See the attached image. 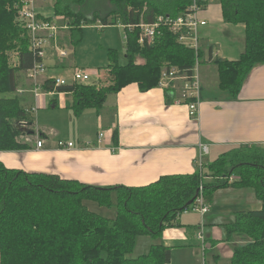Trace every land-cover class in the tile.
Returning <instances> with one entry per match:
<instances>
[{"label": "trees", "instance_id": "16d2710c", "mask_svg": "<svg viewBox=\"0 0 264 264\" xmlns=\"http://www.w3.org/2000/svg\"><path fill=\"white\" fill-rule=\"evenodd\" d=\"M108 1L110 7L105 13L85 12L83 6L89 0H56L54 15L37 12L46 20L64 17L57 18V23L68 22L69 33L64 38L76 46L83 39L84 25L90 22L99 20L102 30L118 22H151L160 14H184L192 4V0ZM209 1L200 0L199 5L206 8ZM215 1L222 5L226 22L245 24L246 43L241 57L214 61L218 65L219 87L236 97L253 68L264 64V0ZM26 3L27 0H0V150L25 147L18 141L22 134L41 137L31 128L34 121L29 113L33 111L23 108L19 97L12 95L20 86L18 72H27L39 60L19 17ZM138 34L128 33L126 63H119L117 49L109 50L108 67L105 72L99 70L102 85L76 83L57 87L56 91L72 93L75 113L89 107L100 108L109 93L118 92L131 82H137L142 91L157 87L165 63L181 70L191 69L197 57L201 61L205 56L202 48L197 54L179 43L178 35L166 27L159 29L154 45H140ZM13 51L19 57L16 66L9 56ZM207 55L209 60L213 58L212 46ZM44 88L53 89L49 80ZM165 93L168 102L173 103V92L166 89ZM21 121L30 122V128L21 124L18 128L16 123ZM232 153L235 157L228 161L226 154ZM231 175L236 177L232 184L209 179ZM201 185L208 204L214 192L226 186L251 188L263 203L261 209L235 213L236 220L227 226V234L236 235L241 241L229 261L223 262L214 255L212 264H264V148L258 145H241L193 174L166 175L143 186L88 185L56 174L8 168L0 160V264H168L172 248L164 244H153L146 253L133 257L136 239L139 235L158 238L166 227L175 225L195 202ZM85 201L112 207L115 217L92 211Z\"/></svg>", "mask_w": 264, "mask_h": 264}, {"label": "crops", "instance_id": "0c3cea01", "mask_svg": "<svg viewBox=\"0 0 264 264\" xmlns=\"http://www.w3.org/2000/svg\"><path fill=\"white\" fill-rule=\"evenodd\" d=\"M41 1L44 2L37 1L36 10L45 16L54 15L56 0H50L49 4L48 0ZM105 3L108 10L110 3ZM198 15L207 21L201 28V45L206 57L200 61L203 100L199 105L198 118L190 116L186 104L169 103L164 89L157 86L142 91L137 82L109 93L100 108L89 107L79 114L72 107L73 95L70 91L46 93L47 90L39 97V110L46 112L42 116L44 119L57 116L59 124L41 123V115L37 120L36 111L30 112L29 116L34 121L31 128L45 139L43 147L36 145L38 134H22L18 141L25 147L0 150V160L8 168L56 174L63 179L88 185L143 186L166 175L193 174L221 154L241 145L264 148V64L253 68L236 97L217 89L218 65L214 61L216 58L233 61L241 57L246 43L245 24L226 22L222 5L215 0H210ZM55 18L64 19L62 16ZM60 23L65 22L61 20ZM68 33V29H62L61 44L69 42L68 38H64ZM71 45L68 46L72 48ZM210 46L213 53L211 60L207 55ZM13 55V66H16L18 53ZM55 55L51 58L53 62L51 59L47 62L48 73L44 80L50 75L70 74L73 70L70 58L63 62L57 58V51ZM139 61L142 59L139 58ZM201 63L205 65L201 66ZM18 74L19 87L29 90L31 81L27 72L19 71ZM92 78L93 83L102 85L99 70L92 72ZM205 91L213 92L206 94ZM12 95L19 97L27 111L38 103L30 91ZM51 110L55 114H49ZM101 131H104V137L99 141ZM60 140L72 141L74 145L60 148ZM202 146L208 147L207 153ZM262 205L251 188H218L209 202L208 213H182L175 225L166 227L160 237L144 238L148 245L139 255L146 253L153 244L171 247V260L176 250L191 247L196 250L197 234L203 227L211 246L209 253L205 250L204 264H212L214 255L223 262L229 261L241 240L236 235L229 237L227 226L236 220L237 211L258 210ZM194 255L198 259L196 252Z\"/></svg>", "mask_w": 264, "mask_h": 264}, {"label": "built area", "instance_id": "2783aa9c", "mask_svg": "<svg viewBox=\"0 0 264 264\" xmlns=\"http://www.w3.org/2000/svg\"><path fill=\"white\" fill-rule=\"evenodd\" d=\"M37 0H27L25 6L20 10L19 17L23 23V26L28 31L30 37L31 49L34 54H37L39 60H36L34 65L27 70V77L31 81V87L27 88L19 87L17 93L23 94L26 91H30L33 96L38 100L31 111L39 109V97L44 90V84L47 80L51 82L53 89L46 93H52L57 90L59 86L73 85L76 83H88L92 79V72L87 69L76 68L66 75H50L46 80H42L48 73V66L46 64V48L51 46L57 51L58 56L66 57L67 50L61 45V31L63 28L68 29L69 24H58V20H46L38 16L34 3ZM200 0H192V4L189 6L184 14L176 17L171 15L160 14L156 16L153 21L146 22L141 20L137 23H121L126 29V39L128 40V33L138 31V43L142 46L154 45L157 33L161 27L168 28L171 32L178 35V42L189 48L194 49L197 54L202 48L201 45V28L207 24V21L200 17L198 13L202 11L199 5ZM61 28V30H60ZM127 42V41H126ZM63 48V49H62ZM158 87L166 90L169 89L174 94L173 103L186 104L190 110V116L194 119L198 118L199 105L202 101L203 83L200 74V59L197 57L196 64L191 69L181 70L178 66L165 63L161 71L160 81ZM21 126H26L27 123L21 121ZM23 124V125H22ZM99 141L104 137V132H100ZM45 143V139L37 137L36 145L38 148H42ZM90 144V143H89ZM74 143L72 141L60 140L58 146L60 148H71ZM204 152H208L207 146H202ZM222 180L228 182L236 179L235 175L221 177ZM203 185L200 186V191L194 203L187 211L199 212L205 215L209 211V204L206 201L203 193ZM198 239L205 243L204 229L197 234ZM203 248L206 249L205 246Z\"/></svg>", "mask_w": 264, "mask_h": 264}, {"label": "rangeland", "instance_id": "374dc122", "mask_svg": "<svg viewBox=\"0 0 264 264\" xmlns=\"http://www.w3.org/2000/svg\"><path fill=\"white\" fill-rule=\"evenodd\" d=\"M37 1L44 2L41 0H37ZM37 1H35L34 3V7L36 8H37V5H36ZM49 1L50 0H48L47 4H49ZM105 1H108V0H89V2L83 6V9L85 12L90 11L92 13L94 11H98L101 13H105L107 11L105 8L106 7ZM101 26L102 24L99 20L85 24L83 28L82 41L79 42L76 46L71 45L67 41H66L67 45L61 44L63 48L67 50V56L65 59L59 56H57V58L61 59L63 62H66L67 58H70L73 70L76 68H82V69L90 70L93 73L98 72V70H100L101 72H105L108 67V63H109V59H108L109 50L111 48H115L117 49V52H118L119 63L121 64L126 63L127 61L126 60V41L127 39H126V29L124 28V25L118 22L116 25L105 26L103 30L100 29ZM68 45H71V47L72 46L73 47L70 48ZM50 50H52V53H53V55L51 56H50ZM13 54H15L14 51L11 52L9 55L12 62H14ZM55 54H56V51L51 46H48L46 48V55H45L46 64L48 61L50 62L51 58H54V56H56ZM51 62H53L52 59H51ZM203 65L205 64L201 63V66ZM201 70H202V67L200 69V74H201ZM68 74L69 73H67V75ZM93 79L94 78L91 79L92 83H93ZM42 80L44 79L42 78ZM91 81H89L88 83H91ZM217 89L222 91L220 87H218ZM212 92L213 91H209V92L205 91L206 94L207 93L211 94ZM202 100H203V95H202ZM50 112L51 113L49 114L51 115L55 114V111L53 110H51ZM36 113H37V120L40 114L41 115V118L39 119L40 122L46 123V125H58L59 123L57 122H60L59 118L55 115H53V117H50V119L48 118L44 119L42 118V116L46 112L36 109ZM60 118L62 117L60 116ZM65 122L68 123V120L66 119ZM101 132H104V131H101ZM226 157L228 158V161H231L234 159L235 154L234 153H232L231 155L226 154ZM208 177L205 176L204 178H208ZM221 177H224V176H216L213 178L210 177L209 179L213 181L215 180L218 181L221 179ZM204 180H208V179H204ZM199 191H200V188H199ZM85 203L87 204L89 209L101 215H104L110 218L115 216V209H113L112 207L100 206L98 203L94 201H85ZM190 212H194V211H187L186 213H190ZM144 238H151V236L150 235H139L137 237L136 245H135L136 247L132 254L134 257L141 254V252L145 251L148 244L145 241L146 239ZM196 240H197L196 250L193 247L187 248V249L176 250V252H174L172 256V260L170 264H204L203 258L205 255V250L207 249L209 253V250H211V246L206 240V237H205L204 244L202 240L198 238ZM203 246H205L206 249L203 248ZM195 252H196L198 259L195 258V255H194Z\"/></svg>", "mask_w": 264, "mask_h": 264}, {"label": "water", "instance_id": "95a60500", "mask_svg": "<svg viewBox=\"0 0 264 264\" xmlns=\"http://www.w3.org/2000/svg\"><path fill=\"white\" fill-rule=\"evenodd\" d=\"M19 124H21V123H18L17 124V127L19 128ZM27 125L28 126H30L31 125V123L30 122H27ZM27 126H25V128H26ZM199 191V190H198ZM193 201V200H192ZM192 201H190V202H188V205H190L191 203H192Z\"/></svg>", "mask_w": 264, "mask_h": 264}]
</instances>
